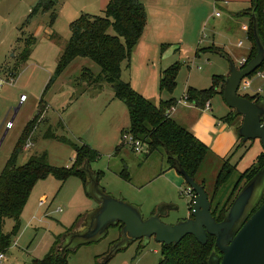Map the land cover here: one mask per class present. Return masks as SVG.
Returning <instances> with one entry per match:
<instances>
[{"label":"rangeland","instance_id":"374dc122","mask_svg":"<svg viewBox=\"0 0 264 264\" xmlns=\"http://www.w3.org/2000/svg\"><path fill=\"white\" fill-rule=\"evenodd\" d=\"M38 1L0 0V174L26 125L44 106L42 121L27 140L32 144L29 147L25 145L16 161L17 165H23L31 155L41 152L48 153L53 166L73 165L75 151L71 146L43 137L46 130L52 127L60 135L97 149L101 156L90 165L93 171L101 172L99 185L114 197L139 206L144 218L158 210L166 198H171L180 208L172 210L168 216L162 214L163 222L175 224L188 216L191 200L186 192L188 184L181 182L176 187L158 176L168 165L165 151L147 154L146 148L144 152L137 153L127 144L117 151V146L121 144V129L129 126V114L125 103L115 98L112 84H91L88 80H81L84 67L95 75L101 72L97 63L90 58L78 57L47 87L71 37L70 23L83 12L101 15L103 12L100 11L108 2L103 5L100 0H60L59 16L53 26L49 25V12H40L28 25H24ZM141 1L145 3L148 21L132 51L130 63H123L122 79L130 81L138 92L156 105L171 98L182 100L189 87H212L214 76H227L231 61L238 67L240 60L250 53L251 41L242 26L244 22L250 25L251 16L236 15L249 7L247 0H228L229 6L224 5L222 0L217 5L216 0ZM217 12L220 14L217 15ZM30 34L37 38V42L30 58L19 64L14 77V65L25 48L23 39ZM240 41H243V46H239ZM176 62L180 68L174 91H161L163 70ZM255 80L256 84L262 86L259 95L264 97V79ZM239 93L253 96L252 89ZM22 96L25 98L22 99ZM210 102L211 112L218 118L235 112L220 93L214 94ZM176 106L171 107H174L171 113ZM192 110L198 109H194L190 101L178 105L173 118L185 126L187 122L182 120L183 115L192 120ZM241 123V116H236L232 121L238 143L228 157L225 155L229 150L220 156L211 153L197 175L199 181L205 182L206 191L213 195L220 168L225 166V170H233L231 178L214 200V204L219 202L220 206L233 191L242 172L252 166L264 151L259 139L242 143L235 129ZM206 127V123L200 124L201 130L208 131ZM207 139H211V134ZM125 166L130 180L120 176ZM169 179L173 180L172 177ZM243 184L244 180L239 186ZM41 201H45V204L41 205ZM98 205L78 176H72L65 182L54 176L38 181L24 208L21 229L6 252L4 264H31L33 259L44 257L57 237L62 238L77 221H82ZM12 224L13 220L7 218L2 230L9 232ZM120 236L121 229L109 227L107 235L101 240L82 244L71 251L69 263L96 264ZM161 251L162 244L155 237L146 244L136 240L118 251L108 264H159ZM214 255L219 259L222 257L218 252H214Z\"/></svg>","mask_w":264,"mask_h":264},{"label":"trees","instance_id":"16d2710c","mask_svg":"<svg viewBox=\"0 0 264 264\" xmlns=\"http://www.w3.org/2000/svg\"><path fill=\"white\" fill-rule=\"evenodd\" d=\"M59 1L39 0L32 7L24 25H28L40 12H49V25L53 26L58 17ZM253 10L258 19L260 36L264 41V0H251L250 12ZM147 21L146 7L141 0H109L101 15L83 12L70 23L71 37L60 56L47 87L54 83L76 58H90L101 67V72L95 75L89 68H83V73L80 76L81 80H88L91 84L100 85L103 82L112 84L115 98L123 101L128 109L129 126L127 129L122 130L121 144L116 149L119 150L126 144L122 140L123 134L125 132L131 133L147 144V154L165 151L169 167L171 168H176L174 157L178 158L188 175L205 186V182L199 181L197 175L200 173L203 162L213 152L190 129L171 117V107L178 104V101L175 98H171L156 105L138 92L130 81L122 79L123 63L126 61L130 63L132 51L143 35ZM253 23L254 18L251 16L248 38L252 43V47L246 64L256 54ZM23 40L25 48L14 65L13 74L16 73L14 77L18 73L19 64L30 58L37 42V38L33 34ZM215 49L216 51H221L220 48ZM179 68L180 65L176 62L163 70L160 81L161 91L167 90L171 93L174 91ZM262 69H264V61L258 68V70ZM225 78L226 76L224 75L214 76V85L208 89L189 87L186 93L188 94V101L200 108H205L214 94L220 93L223 95ZM220 84L221 89H219ZM244 96L255 101L262 100L259 94L253 96L247 94ZM44 110L45 107L42 106L39 113L28 122L0 174V252L6 253L11 247L13 238L19 233L22 225V213L38 181L48 176H54L58 180L65 182L72 176H78L86 186L87 176L80 168L85 161L88 160L92 163L101 156L99 151L91 145L75 141L66 135H60L52 127H49L43 137L71 146L76 153L73 165L71 167L53 166L49 161L47 152L33 154L23 165H17L16 161L24 150L27 140L30 139L31 133L42 121ZM234 118H236L234 112H230L228 115L223 116L221 120L232 123ZM263 167L264 151L257 156L256 162L252 166L242 172L233 191L223 201L222 206L219 205V202L214 204V200L221 188L231 178L233 170H225V166L220 168L215 180L213 195L207 192L212 205L211 211L216 221L224 219L228 208L242 187L239 186L240 183L244 180L245 184ZM233 169H236V165ZM100 173L96 172L98 179ZM120 176L130 180L126 166L120 172ZM236 191L238 192L236 193ZM219 201L221 202L220 199ZM263 202L264 196L256 208ZM7 218L12 219L13 224L9 232H4L2 225ZM80 223L81 221H77L70 231ZM112 226L121 229L123 224L118 223ZM61 240V236L57 237L49 252L42 258L33 259L31 264H70L68 255L73 250L61 253L58 248ZM214 252L222 255L216 247L214 236L209 235L207 243L201 244L193 235H186L177 244H162V257L159 264H208ZM108 262L100 260L96 264H108Z\"/></svg>","mask_w":264,"mask_h":264},{"label":"water","instance_id":"95a60500","mask_svg":"<svg viewBox=\"0 0 264 264\" xmlns=\"http://www.w3.org/2000/svg\"><path fill=\"white\" fill-rule=\"evenodd\" d=\"M250 15L254 18L256 54L243 68H238L231 61L223 96L235 111L234 115L242 117L238 128L242 143L259 139L264 148V100H251L238 93L242 79L255 72L264 61V41L259 33L258 19L254 10ZM174 159L175 169L195 193L191 215L175 224L161 219L162 214L168 213L167 205H161L154 214L144 218L139 206L107 193L99 185L98 175L92 170L90 161H85L80 170L87 176L86 190L99 205L87 213L76 228L63 235L58 246L61 253L99 241L107 235L110 226L122 223L120 238L101 258L102 262H108L136 240L146 244L155 237L159 243L169 245L179 243L186 235H193L205 244L212 235L222 257L219 259L213 253L208 264H264V202L256 208L264 196V167L241 187L224 219L216 221L205 186L188 175L178 158Z\"/></svg>","mask_w":264,"mask_h":264},{"label":"crops","instance_id":"0c3cea01","mask_svg":"<svg viewBox=\"0 0 264 264\" xmlns=\"http://www.w3.org/2000/svg\"><path fill=\"white\" fill-rule=\"evenodd\" d=\"M218 1L219 0H216V2H215L216 5H217ZM100 2H103V5H104V4H106V2H109V0H100ZM221 2L224 3V5L229 6L228 0H222ZM247 2L249 3V7L245 8V9H242L243 11L237 12L236 15H240V16H243V15L248 16L249 15L248 18L251 16L250 15L251 0H247ZM144 5H145V3H144ZM101 8H103V7H101ZM104 9L105 8H103L100 12H103ZM87 10H88V7H87ZM87 13H90V12H87ZM58 16H59V13H58ZM244 25H248V27H249L248 22H246V23L244 22L243 26ZM243 26H242V29H243ZM244 31H247V35H248V30H244ZM243 45H244V43H243ZM251 47H252V43H251ZM251 47H250V52H251ZM248 56H244L243 58H247ZM84 68H86V67H84ZM255 79H259V78H254L253 79V88H252L253 95L260 94V93L256 92V89L259 88V87H262L261 85L259 86L258 84L255 83V81H256ZM259 96H261V95H259ZM261 98H262V100H264V97H261ZM187 103L188 102H184L183 100H179L177 106L178 105H185ZM193 105H194V109H198V110H194V111L192 110L193 111V115H192L193 119L189 121V119H187L188 116L184 117V115H183V119L182 120H186V122H187V125H185V126H187L186 128L190 129L196 135V137H198L202 142H204L207 146H209L210 149L212 150L213 154H215L217 156H220V155H222L223 152H227L229 150L228 153L225 155V156L228 157L229 153L232 152V150L237 146V143H238L237 134H236L234 128L232 127L233 126L232 123L224 122L223 120H221V118H218L214 114H212V112H211L212 111L211 102H210V108H206V107L205 108H200V107L196 106L194 103H193ZM177 106H176L175 110L172 111V113H171V117L172 118H173L174 114L177 113ZM190 113H191V111H190ZM184 118H186V119H184ZM202 122L206 123V125H207L206 128L208 129V131H203V130L200 129V124ZM239 126L235 127V129L237 131H238ZM123 129H121V132H122ZM209 131L211 133H209ZM209 134H211V139L210 140L207 139ZM238 136H239V134H238ZM239 138H240V136H239ZM119 142L121 143V136H120V141ZM75 156H76V153H75ZM158 176L161 177V178H165L167 181L171 182L176 187L179 186V184L181 182H185L184 177L175 168L169 167V164L167 165V167L165 168L164 171H162L160 174H158ZM170 177H172L173 180L169 179ZM161 205L169 206L167 208L168 210H166V212L168 211L166 216H168L172 210H179V208H180V206L177 205L174 201H172L171 198H169V199L166 198V199L162 200ZM191 210H192V198H191L190 203H189L188 216H186V217H184L182 219L188 218L191 215ZM156 211L157 210H155V212ZM155 212H153L151 214H154ZM179 220H181V219H179Z\"/></svg>","mask_w":264,"mask_h":264},{"label":"built area","instance_id":"2783aa9c","mask_svg":"<svg viewBox=\"0 0 264 264\" xmlns=\"http://www.w3.org/2000/svg\"><path fill=\"white\" fill-rule=\"evenodd\" d=\"M220 13L217 12V15H219ZM243 29L244 30H248V25H244L243 26ZM243 45V41H240L239 42V46H242ZM246 62H247V58H243L241 61H240V64H239V68H243L245 65H246ZM256 72V73H255ZM255 72H253L252 74H254L253 76L249 75V76H246L242 79L239 87H238V93L241 91V90H248V89H252L253 88V79H251L252 77H256V78H259V79H264V69L262 70H256ZM260 91H262V88L259 87L256 89V92L259 93ZM240 94V93H239ZM241 95V94H240ZM25 96H22V99H24ZM184 102H188V94H185L183 99H182ZM206 108H210V102L207 103L206 105ZM174 109L171 108V110ZM122 140L123 142H125L127 145H129L132 150L134 152H144L145 149L147 148V144H145L141 139H138L136 138L135 136H133L131 133H128V132H125L122 136ZM31 145V142L27 143L26 146L29 147ZM186 192L187 194L192 198V201H193V198L195 197V193L193 191V189L188 185L187 188H186ZM41 205H44L45 204V201H41L40 202ZM6 257V253L4 252H0V264H4V259Z\"/></svg>","mask_w":264,"mask_h":264}]
</instances>
